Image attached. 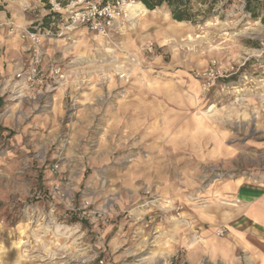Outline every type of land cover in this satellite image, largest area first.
<instances>
[{"label":"rangeland","instance_id":"374dc122","mask_svg":"<svg viewBox=\"0 0 264 264\" xmlns=\"http://www.w3.org/2000/svg\"><path fill=\"white\" fill-rule=\"evenodd\" d=\"M191 1L195 21L141 2L109 36H50L44 70L65 76L33 101L15 96V75L0 76V264H177L176 240L203 239L186 214L191 194L201 202L220 181L264 182V9ZM67 2L40 0L29 15L0 0V11L55 33ZM212 61L237 72L206 88L196 73ZM133 100L134 117L120 120ZM159 126L161 140L148 137ZM85 200L108 221L82 218Z\"/></svg>","mask_w":264,"mask_h":264},{"label":"crops","instance_id":"0c3cea01","mask_svg":"<svg viewBox=\"0 0 264 264\" xmlns=\"http://www.w3.org/2000/svg\"><path fill=\"white\" fill-rule=\"evenodd\" d=\"M19 1L23 2V5L26 2L31 5L33 12H29V15L39 11L42 5L40 0ZM31 22L26 15L13 13L9 17L8 12L0 11V76L4 77L3 84H8L10 79L14 78L28 56L27 40L20 38L19 29L11 31L10 28L14 25L18 28L27 27ZM36 96L35 91L25 92L21 97L33 101ZM134 102L135 100L126 106L125 112L118 114L120 120L122 115L127 118L134 115ZM126 125V128L133 132L134 122H128ZM146 134L154 138L166 132L159 126L157 130H146ZM158 138L156 140L160 141L161 138ZM176 138L177 136L168 138L169 140L166 138L164 143L172 144L180 140ZM191 138L195 137L192 135ZM195 140H198V137ZM190 197L196 201H191L189 206H186V214L199 228L203 239L191 245L188 244L190 238L176 240L172 247L173 257L178 260L177 264H264V182L243 178L228 179L212 186L205 196H201V202L198 201L199 196L191 194ZM178 198L186 199L182 193ZM221 229L225 230V233L218 235L217 232ZM184 247L187 249L184 250Z\"/></svg>","mask_w":264,"mask_h":264},{"label":"built area","instance_id":"2783aa9c","mask_svg":"<svg viewBox=\"0 0 264 264\" xmlns=\"http://www.w3.org/2000/svg\"><path fill=\"white\" fill-rule=\"evenodd\" d=\"M136 1L68 0L66 4L67 14L55 33L51 30H43L34 24L23 28H18L15 25L12 26L10 28L11 31L19 29L18 34L20 38L27 40L26 51L29 54L27 63L15 74V83L13 84L15 96L21 97L24 96L25 92L35 91L38 95L51 93L56 88L57 79L64 78L65 73L62 72L60 67L53 66L49 72H45L43 68L46 56L44 41L47 38L53 35L59 38H70L71 33L81 27L98 36H109L115 31L118 22L126 16L127 7ZM243 3L245 4V1ZM56 7L57 10H60L62 8L61 3L56 2ZM28 9H30V6L25 3L23 10L27 11ZM146 51L149 54L153 53L154 44L152 42L146 46ZM236 72L237 68L235 64L222 65L217 61H212L210 66L203 71H198L196 76L203 81V86L207 88L216 79L229 77ZM126 75V72L122 73V77ZM57 168L58 165H55L54 169ZM55 192H60L58 186H55ZM167 202L169 203L170 201ZM91 204V200H85L82 203L79 208L80 216L93 222L100 219L103 223H106L108 221L107 212L99 208L90 209ZM217 233L218 235H222L225 233V230L221 229ZM99 263L103 264V260H100Z\"/></svg>","mask_w":264,"mask_h":264},{"label":"trees","instance_id":"16d2710c","mask_svg":"<svg viewBox=\"0 0 264 264\" xmlns=\"http://www.w3.org/2000/svg\"><path fill=\"white\" fill-rule=\"evenodd\" d=\"M146 8L153 10L159 6L167 5L171 12L172 18L176 21H195L199 12H194L191 0H139ZM204 0H195L200 2ZM206 1V0H205ZM246 9L250 11L253 17H258L259 8L264 9L262 0H246ZM261 22L264 24V15L261 17Z\"/></svg>","mask_w":264,"mask_h":264},{"label":"bare ground","instance_id":"6f19581e","mask_svg":"<svg viewBox=\"0 0 264 264\" xmlns=\"http://www.w3.org/2000/svg\"><path fill=\"white\" fill-rule=\"evenodd\" d=\"M23 3V2H22ZM140 4L141 2H134V3H131L128 7H127V11L129 13V17H133L136 15V13L138 12V7H137V4ZM143 7V6H142Z\"/></svg>","mask_w":264,"mask_h":264}]
</instances>
